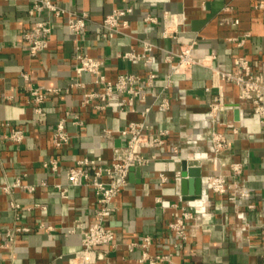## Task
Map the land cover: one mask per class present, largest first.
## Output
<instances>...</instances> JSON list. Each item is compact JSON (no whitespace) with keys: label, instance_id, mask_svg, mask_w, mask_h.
I'll list each match as a JSON object with an SVG mask.
<instances>
[{"label":"crops","instance_id":"0c3cea01","mask_svg":"<svg viewBox=\"0 0 264 264\" xmlns=\"http://www.w3.org/2000/svg\"><path fill=\"white\" fill-rule=\"evenodd\" d=\"M54 1L71 11L90 13L82 49L106 61L104 71L110 79L129 71L145 76L147 70L141 64L118 57L127 49L141 50L143 38L172 49L178 47V41L196 40L195 55L215 52V64L223 70L235 69L240 54H247L257 64L264 62V10L254 8L257 0ZM226 5L233 6L230 15L240 19L238 25L221 23L220 14ZM32 6L33 0H0V123L8 121L26 129V139L21 144L0 141V264H69L82 246V232L66 230L77 223L83 226L93 223L99 204L91 187L69 184L67 168L87 154L111 161L114 148L123 146L125 141L118 134L103 136L104 129L118 130L132 120H147L152 130L163 127L172 133L165 145L146 149L147 153L158 152V157L143 165L140 175L134 174V180L129 177L128 187L118 195L116 201L120 209L110 221L116 229L117 246H103L110 252L99 264H145L140 261L141 249L130 251L122 245L145 235L154 238L151 253L169 252L180 242L168 229L169 211L156 202L159 195H163L165 203L180 200V195L182 202H187L179 182L181 160L175 157L174 145L184 157L201 158L204 201L202 206L193 208L197 218L190 222V240L180 242L175 264H264V124L250 105L240 101L238 87L231 82H225L222 90L212 87L210 67L195 65L189 78L175 76L168 92L170 109L154 105L146 117L141 112L161 90L162 79L151 89L147 102L137 101L136 111L119 112V98L113 99V107L104 111L82 109V89H65L77 78L87 82L90 90H102V86L93 83L96 76L91 73L78 76L77 42L66 18L56 17L49 11L32 13ZM127 6L133 7L130 35L105 38L100 24L104 16L116 7ZM166 10L186 15L185 31L178 35V41L161 37L162 22L149 26L144 21L148 13L161 19ZM43 19L53 25L50 46L34 57L29 53L23 34ZM246 31H250L251 36L243 46L229 40ZM154 55L152 68L163 76L167 71L163 53L157 49ZM23 73L28 74V78ZM34 87L63 90L50 94L43 103L42 113H37L30 100V90ZM218 93L226 105L218 128L231 137L230 147L221 161L209 157L212 151L207 139L192 142L198 133H205L209 102ZM66 110L80 111L85 125L69 124L72 143L56 149L52 142L53 129ZM234 128L239 131L234 133ZM53 157L61 159L57 174L44 166V162ZM231 161L244 163L239 181L251 190L249 201L256 204L253 210L235 205L230 198L207 188L206 176L219 172L230 174ZM162 172L168 175V181L160 186ZM17 177L24 184L35 185L36 189L20 187L12 194L6 193L2 183ZM58 183L69 188L68 197L61 196ZM11 200L20 203L21 208L14 209ZM241 210L253 220L251 228H245L237 216ZM42 223L54 229L42 227ZM17 227L28 230L15 231L12 239L8 233Z\"/></svg>","mask_w":264,"mask_h":264},{"label":"built area","instance_id":"2783aa9c","mask_svg":"<svg viewBox=\"0 0 264 264\" xmlns=\"http://www.w3.org/2000/svg\"><path fill=\"white\" fill-rule=\"evenodd\" d=\"M255 9L264 10V0H257L254 3ZM233 10L232 5H226L220 14L221 23L236 26L240 23L237 16L230 13ZM49 11L56 17H65L67 25L75 35L77 42V61L76 72L78 76L84 73L95 75L94 84L102 86V90L88 89V83L77 78L65 91L73 89H82L81 108H92L96 111H104L113 107V99L121 100L119 112L136 111V103L147 102L149 93L156 83L162 79L163 86L155 95L151 104H147L141 111L146 117L152 110L154 105L162 109L171 108V99L168 94L173 87L175 76L182 75L189 78L195 65H205L212 70V87L223 89L225 82H231L238 87L239 99L242 103L251 106V109L258 115L259 120L264 124V62L257 64L255 60L247 54H240L237 57V67L233 70H223L216 66L215 60L217 54L215 52L196 56L195 50L197 41L179 42L178 35L185 31L186 15L184 12L164 11L162 18L148 13L144 21L147 25L158 24L162 22L161 37L164 39H173L178 41L176 49L158 46L155 42L148 38L141 39L142 49L131 48L122 51L118 57L133 64H141L147 72L145 76L136 71L121 72L114 79L107 77L104 68L106 61L100 57H95L82 49V41L88 31V22L90 21V13L87 11L76 12L59 5L54 0H33L31 12ZM133 7H116L107 13L101 21L103 28V36L112 38L116 35H130L131 29L130 15ZM53 33V25L49 20H39L34 27L23 34L24 39L29 44V53L31 56H38L50 46L51 36ZM251 36L250 31L244 32L241 36L229 37L230 41L235 42L238 46H243ZM161 50L163 53V62L167 65L166 73L161 76L159 71L152 68L155 60V50ZM25 78L28 74L23 73ZM61 88H47L42 90L34 87L30 90V100L35 105L37 113H42L43 103L47 97L54 93L62 92ZM210 90V87H207ZM11 98V96H7ZM226 105L222 99L221 93L215 94L209 102V110L206 119L205 133H198L192 142L197 143L199 140L207 139L211 146L210 158L221 161L222 155L229 149L231 137L218 128L221 114L225 111ZM69 124L76 127L85 125V120L80 111L66 110L57 121L52 133V142L56 149H63L72 143L73 135L69 130ZM237 133L238 128L233 129ZM169 128H157L152 130L147 120H132L125 127L113 130L104 129L103 136H115L118 134L125 141L123 146L115 147L113 158L106 161L95 155L87 154L77 158L75 163L67 168V178L71 186H88L91 187L99 204L96 211V219L93 223L83 226L77 223L75 226L69 227L66 231L72 233L79 229L82 232V246L70 258L69 264H99L110 252L109 249L103 248L105 245L117 246L116 229L110 224L114 215L119 211L120 207L116 201L118 195L128 187L129 175L133 166H143L151 160L158 157V152L152 151L147 153L146 149L152 150L157 146H163L167 143L171 134ZM26 139V129L14 126L8 121L0 123V141L10 140L16 144H21ZM176 158L198 159L199 157H184L180 155L179 147L173 146ZM44 166L50 168L54 173H58L61 168V159L53 157L44 162ZM231 173L223 172L209 174L206 176V184L208 190L221 197L230 198L235 205L245 206L248 210L256 208L253 201H249L251 190L245 184L239 181V176L244 171V163L242 161H231ZM168 181V175L164 172L160 173V186ZM58 190L62 197L69 196V188L62 183H58ZM2 189L12 194L16 188L24 187L30 191L36 189L33 184H24L20 177L14 181L5 180ZM180 200L165 203L163 195L156 198V202L160 203L170 213L168 229L181 243L190 240V222L196 220L194 207L188 203H183L182 195ZM11 206L14 209L21 208V204L15 200H11ZM45 208L44 205L35 204ZM245 228H251L254 223L250 219L246 211H240L237 215ZM264 225V224H263ZM47 229H54L52 225L41 224ZM28 230V228L17 227L9 231V236L13 239L14 232L18 230ZM152 235H145L142 239L132 240L122 245L130 251L135 249L142 250L140 261L145 264H175L174 256L178 252L179 243L174 245V249L169 252L151 253L149 250L153 243ZM12 264V263H10Z\"/></svg>","mask_w":264,"mask_h":264},{"label":"water","instance_id":"95a60500","mask_svg":"<svg viewBox=\"0 0 264 264\" xmlns=\"http://www.w3.org/2000/svg\"><path fill=\"white\" fill-rule=\"evenodd\" d=\"M182 165V177L179 182L181 183V190L184 195V199L188 203L195 207H200L204 204L202 199V182L203 173L198 159H183ZM142 171L141 166H133L130 171V180H134V174L140 175Z\"/></svg>","mask_w":264,"mask_h":264}]
</instances>
